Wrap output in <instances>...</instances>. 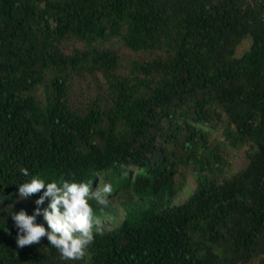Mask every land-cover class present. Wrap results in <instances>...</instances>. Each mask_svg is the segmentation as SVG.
Instances as JSON below:
<instances>
[{"label":"trees","instance_id":"16d2710c","mask_svg":"<svg viewBox=\"0 0 264 264\" xmlns=\"http://www.w3.org/2000/svg\"><path fill=\"white\" fill-rule=\"evenodd\" d=\"M35 175L112 184L85 259L17 247ZM0 264H264V0H0Z\"/></svg>","mask_w":264,"mask_h":264},{"label":"clouds","instance_id":"9594fccd","mask_svg":"<svg viewBox=\"0 0 264 264\" xmlns=\"http://www.w3.org/2000/svg\"><path fill=\"white\" fill-rule=\"evenodd\" d=\"M23 175H29L26 169ZM41 190L42 194L33 201L36 207L32 214L24 210L10 213L16 228L17 247L39 244L46 238L61 261L85 259L97 234L96 213H103L111 205L112 184L105 182L101 187H94L91 181H69L63 177L46 181L35 175L18 186V199L27 200ZM46 199L47 207L42 208ZM39 216L47 227L37 223Z\"/></svg>","mask_w":264,"mask_h":264},{"label":"rangeland","instance_id":"374dc122","mask_svg":"<svg viewBox=\"0 0 264 264\" xmlns=\"http://www.w3.org/2000/svg\"><path fill=\"white\" fill-rule=\"evenodd\" d=\"M250 41L249 40H244L240 46L237 48L236 51V55L237 56H241L243 54V52H245L248 47H249ZM109 49L116 51L118 53V55L122 58L123 63H129V61L133 58V56H135L134 54L130 53L129 51L123 49L122 47H120L118 44H114V45H109ZM85 84H79L76 86V95H80L81 93H83L85 90ZM245 161L242 158H238L235 159V168H240L244 165ZM187 197V195H186ZM18 198V197H17ZM184 199V196L181 195L177 200H176V204L182 202ZM19 201H24L21 199H18ZM114 226H116V223H114Z\"/></svg>","mask_w":264,"mask_h":264}]
</instances>
